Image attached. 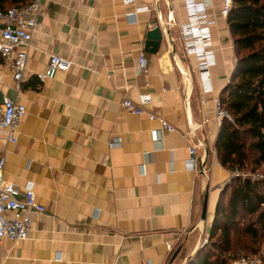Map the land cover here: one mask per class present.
<instances>
[{
    "label": "crops",
    "instance_id": "crops-1",
    "mask_svg": "<svg viewBox=\"0 0 264 264\" xmlns=\"http://www.w3.org/2000/svg\"><path fill=\"white\" fill-rule=\"evenodd\" d=\"M194 4L210 40L207 80L180 37L181 29L185 42L197 34L186 28L197 20L190 0H158L164 36L154 54L143 43L157 20L155 0H41L18 90L0 60V100L25 109L14 144L0 130V158L3 180L31 183L44 212L29 215L25 241H0V264H185L202 246L230 177L214 156V115L235 58L221 0ZM50 55L67 66L40 82ZM32 80L36 90L21 88ZM122 99L142 111L128 113ZM149 114L175 132L152 134L158 124ZM189 127L195 171L185 165Z\"/></svg>",
    "mask_w": 264,
    "mask_h": 264
},
{
    "label": "trees",
    "instance_id": "trees-1",
    "mask_svg": "<svg viewBox=\"0 0 264 264\" xmlns=\"http://www.w3.org/2000/svg\"><path fill=\"white\" fill-rule=\"evenodd\" d=\"M31 0H0V10L23 7ZM234 64L217 104L219 122L214 155L230 172L220 187L206 242L185 264H232L236 253L253 257L264 243V179L250 181L235 171L264 170V0H231L225 17ZM37 80L22 84L36 90Z\"/></svg>",
    "mask_w": 264,
    "mask_h": 264
},
{
    "label": "built area",
    "instance_id": "built-area-1",
    "mask_svg": "<svg viewBox=\"0 0 264 264\" xmlns=\"http://www.w3.org/2000/svg\"><path fill=\"white\" fill-rule=\"evenodd\" d=\"M41 0H31V2L23 7H12L4 11L0 10V60L6 65L9 70L12 80L14 81V89L18 90L22 72L25 67L26 50L30 47L32 33L38 26V16L40 13ZM193 15L197 19L195 22L187 25L188 31H195L197 34L189 42H185L183 29L180 30V37L184 42V52L186 55H194L200 59L199 70L205 74L208 79L206 70L209 66V47L210 40L205 33L200 29L198 19V10L194 4V0H190ZM231 7V0H221L219 16L225 18ZM132 22L133 15L126 17ZM207 26L213 24V21H205ZM143 57L137 60L138 69H141ZM67 66V63L56 55H50L45 71L38 74L36 78L43 82L44 80L52 79L55 73L62 67ZM143 73L145 71H142ZM140 104L142 97H139ZM120 107L130 114H139L142 111L140 105L131 103L128 99H122ZM25 113L24 107L8 98L3 97L0 100V130L6 134V140L14 144L16 142V130ZM149 121H156L158 129L151 131L152 134L161 135L162 133H173L175 129L167 124L164 120L152 114L148 116ZM226 114L216 104L214 121L220 122L226 118ZM205 122V121H204ZM195 128L189 127L188 132L183 136L190 140L187 154L188 159L185 163L186 168L190 171L197 169L195 160V150L197 145L192 142V133ZM114 145V143H110ZM215 156V155H214ZM3 160L0 158V241L7 240L10 242H21L27 239V234L30 228L31 213H43L44 208L37 204L34 200L32 184L26 185L19 189L11 183L3 180L1 175ZM144 164L140 166V171L144 172ZM202 165H199V171L203 172ZM234 177L248 178L250 181L264 179V173L235 171L232 173ZM205 242L201 245H203ZM166 249L172 250V246L167 244ZM232 264H260L256 257H239Z\"/></svg>",
    "mask_w": 264,
    "mask_h": 264
},
{
    "label": "water",
    "instance_id": "water-1",
    "mask_svg": "<svg viewBox=\"0 0 264 264\" xmlns=\"http://www.w3.org/2000/svg\"><path fill=\"white\" fill-rule=\"evenodd\" d=\"M157 2H158V0H155L156 11H157V20L151 22V24H150L152 26L151 29L146 31L144 34L143 51L145 53H148V54H154L158 50V47H159L161 40L164 36L163 32H162V31H164V29L162 28L163 25L161 24L162 20H161L159 13H158V10H157ZM166 10H167V22L169 23L172 21V15H171V10H170L169 4H166ZM205 209H206V198L203 197V201H202V205H201V212H200V218L201 219H204ZM178 252H179V248H177L173 252V254L171 255V258L169 260V263H171L172 260L177 256ZM189 258L187 260H189Z\"/></svg>",
    "mask_w": 264,
    "mask_h": 264
},
{
    "label": "rangeland",
    "instance_id": "rangeland-1",
    "mask_svg": "<svg viewBox=\"0 0 264 264\" xmlns=\"http://www.w3.org/2000/svg\"><path fill=\"white\" fill-rule=\"evenodd\" d=\"M260 171H264V170L260 169ZM206 240H207V237L202 239V242L203 241L206 242ZM243 256H251V255L246 254L244 252L236 253V258L243 257ZM252 256L258 258L259 261H260V264H264V243L263 242L258 243L257 252L254 255H252Z\"/></svg>",
    "mask_w": 264,
    "mask_h": 264
}]
</instances>
